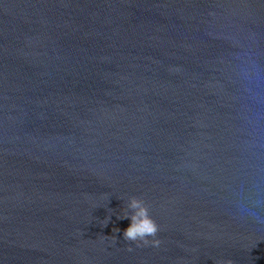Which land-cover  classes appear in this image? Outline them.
<instances>
[{"label":"water","instance_id":"water-1","mask_svg":"<svg viewBox=\"0 0 264 264\" xmlns=\"http://www.w3.org/2000/svg\"><path fill=\"white\" fill-rule=\"evenodd\" d=\"M253 62L264 0H0V264H264Z\"/></svg>","mask_w":264,"mask_h":264},{"label":"clouds","instance_id":"clouds-1","mask_svg":"<svg viewBox=\"0 0 264 264\" xmlns=\"http://www.w3.org/2000/svg\"><path fill=\"white\" fill-rule=\"evenodd\" d=\"M243 78L253 83L257 87V93L254 99L257 102L264 100L259 92L261 86H264V70H261L254 62L251 67L243 71ZM250 124L253 129H259L264 123V115H257L255 118L249 117ZM259 146V145H257ZM258 195L252 202H241L238 205V212L242 218H251L258 224H264V194L259 193V186L257 185ZM122 214L117 215V219H130V225L123 230V239L127 242H134L137 247L151 245L158 247L161 240L156 238L160 230L157 221L150 215V209L143 198L132 196L129 198L126 208L121 210ZM109 218L104 221V226H107ZM120 229L114 228L113 232H119ZM109 237V236H105ZM113 242H116V237L110 236ZM152 237L151 240L148 238ZM128 251H132V247L128 246ZM218 264H233L231 259L219 261Z\"/></svg>","mask_w":264,"mask_h":264}]
</instances>
